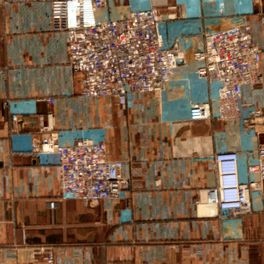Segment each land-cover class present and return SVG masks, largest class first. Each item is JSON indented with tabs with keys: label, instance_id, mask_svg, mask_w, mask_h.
<instances>
[{
	"label": "crops",
	"instance_id": "obj_1",
	"mask_svg": "<svg viewBox=\"0 0 264 264\" xmlns=\"http://www.w3.org/2000/svg\"><path fill=\"white\" fill-rule=\"evenodd\" d=\"M153 2L169 38L191 41L188 52L206 32L247 21L264 46V0H222L221 14L200 3L196 18L176 0ZM47 25L35 0H0V264H49L51 256L53 264H264V212L222 220L206 203L217 185L210 156L236 150L244 172L256 141L235 122H186L191 102L210 91L193 78L194 66L180 64L157 117L138 128L140 115L114 102L80 104V75L68 72L63 40ZM260 69L246 98L264 109V51ZM51 127L62 143L105 139L111 158L127 161L129 199L111 210L77 200L50 208L60 191L57 157L28 148Z\"/></svg>",
	"mask_w": 264,
	"mask_h": 264
},
{
	"label": "built area",
	"instance_id": "obj_2",
	"mask_svg": "<svg viewBox=\"0 0 264 264\" xmlns=\"http://www.w3.org/2000/svg\"><path fill=\"white\" fill-rule=\"evenodd\" d=\"M189 2L176 0L185 4L187 18L201 16L200 3L213 2L218 14L223 12L222 0ZM35 3L45 6L48 29L63 40L68 72L80 75L83 107L100 100L114 102L122 111L137 112L140 121L136 126L143 127L157 117L180 64H192L193 78L209 85L210 91L191 102L186 122H235L256 141L244 172L236 150H217L210 156L217 185L207 190L206 203L216 208L215 214L222 220L264 212V109L246 98L247 91L262 81L264 46L257 42L251 21L208 31L203 42L188 52L191 41L169 38L161 27L164 11L153 0ZM101 11L103 17L98 16ZM46 101L57 102L52 96ZM19 118L12 115L14 122ZM59 138L53 127L41 130L28 148L36 158L57 157L60 191L58 198L49 202L50 208L77 200L87 206L104 204L111 210L114 204L129 199L127 161L111 158L105 139L83 136L62 143ZM47 262L53 264L54 258Z\"/></svg>",
	"mask_w": 264,
	"mask_h": 264
},
{
	"label": "bare ground",
	"instance_id": "obj_3",
	"mask_svg": "<svg viewBox=\"0 0 264 264\" xmlns=\"http://www.w3.org/2000/svg\"><path fill=\"white\" fill-rule=\"evenodd\" d=\"M189 1H190V0H189ZM189 1H188V2H189ZM206 211H207V212H211V211H212V209L205 210V212H206Z\"/></svg>",
	"mask_w": 264,
	"mask_h": 264
},
{
	"label": "rangeland",
	"instance_id": "obj_4",
	"mask_svg": "<svg viewBox=\"0 0 264 264\" xmlns=\"http://www.w3.org/2000/svg\"><path fill=\"white\" fill-rule=\"evenodd\" d=\"M113 108H114V109L116 108L115 104H113Z\"/></svg>",
	"mask_w": 264,
	"mask_h": 264
},
{
	"label": "trees",
	"instance_id": "obj_5",
	"mask_svg": "<svg viewBox=\"0 0 264 264\" xmlns=\"http://www.w3.org/2000/svg\"><path fill=\"white\" fill-rule=\"evenodd\" d=\"M166 243H168V242H166Z\"/></svg>",
	"mask_w": 264,
	"mask_h": 264
}]
</instances>
